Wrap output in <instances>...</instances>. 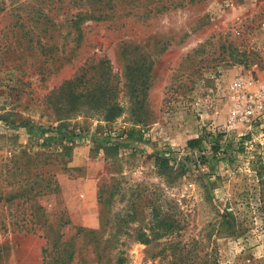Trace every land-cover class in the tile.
Listing matches in <instances>:
<instances>
[{
  "label": "rangeland",
  "instance_id": "1",
  "mask_svg": "<svg viewBox=\"0 0 264 264\" xmlns=\"http://www.w3.org/2000/svg\"><path fill=\"white\" fill-rule=\"evenodd\" d=\"M0 264H264V0H0Z\"/></svg>",
  "mask_w": 264,
  "mask_h": 264
},
{
  "label": "trees",
  "instance_id": "2",
  "mask_svg": "<svg viewBox=\"0 0 264 264\" xmlns=\"http://www.w3.org/2000/svg\"><path fill=\"white\" fill-rule=\"evenodd\" d=\"M76 87H77V84H74L72 82H67L66 84H64L63 86H61V88L59 89V95L61 97L66 95V98L68 100V103L70 105H72V107H73V104L79 99V96H80L79 94H77V92H75ZM115 90H116V87L115 86H111V88L108 89V93H110V98L112 97V95H114ZM105 91H106V89H105ZM105 101H106V96H105ZM115 105H117V104H114L113 103V105H111V101H109L108 103H106V106L107 107H111L110 110L115 109ZM128 137L130 139H132L134 137V132H130L128 134ZM200 142H201V139H199V138L192 139V140H189L188 141L187 146H188V148L192 149L195 146L199 145ZM213 145H214V148L216 146H217V148H218V146H220L219 145V142L217 140L213 142ZM159 165L161 166V169L162 168H166L167 167V162L161 160L159 162ZM205 190H207L206 187H205ZM227 215L228 214L221 215V218L226 219L227 218L226 217Z\"/></svg>",
  "mask_w": 264,
  "mask_h": 264
},
{
  "label": "built area",
  "instance_id": "3",
  "mask_svg": "<svg viewBox=\"0 0 264 264\" xmlns=\"http://www.w3.org/2000/svg\"><path fill=\"white\" fill-rule=\"evenodd\" d=\"M241 85H242L241 80H238V81L235 83V85H234V86L232 85L231 87H232L233 89H236L235 91H238V90H240L239 88H240ZM239 98H240V97H239L238 95H236L234 92H233V93L230 92V99H232L235 103L238 102ZM235 108H238V107H235ZM244 112H245L246 114H249V113H250L248 107L244 110Z\"/></svg>",
  "mask_w": 264,
  "mask_h": 264
}]
</instances>
